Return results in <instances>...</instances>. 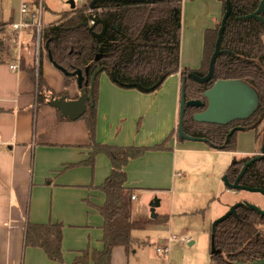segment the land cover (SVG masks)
I'll use <instances>...</instances> for the list:
<instances>
[{
    "label": "trees",
    "instance_id": "trees-1",
    "mask_svg": "<svg viewBox=\"0 0 264 264\" xmlns=\"http://www.w3.org/2000/svg\"><path fill=\"white\" fill-rule=\"evenodd\" d=\"M222 3L223 15L226 3L230 14L223 33L221 49L230 54L217 57L213 79L205 84L198 83L190 73L204 76L215 50L221 21L204 33L203 59L198 70L181 68V15L184 0H145L140 2L104 1L95 9L90 5L72 6L58 15L55 22L41 29L42 46L39 52L37 77L34 68H27L22 60V69L37 80V105L48 104L52 95L68 96L67 88L76 82L75 76H66V90L62 95L54 94L43 76V60L49 53L54 63L73 73L80 69L87 74L103 67L108 77L120 88L137 89L143 93H154L173 74L185 77L184 97L186 101L202 99L204 92L217 81L238 80L252 88L258 97V108L247 120L233 122L243 130H254L260 146L264 143V23L250 17L262 0H217ZM93 17V19L91 18ZM264 18V14H262ZM95 20H99L95 24ZM105 23L102 38L100 33ZM0 22V31L4 29ZM10 42V40H8ZM0 41V64L12 58V46ZM100 56L98 60L96 58ZM85 77V76H84ZM99 77L94 81L93 103L80 118L86 122L89 136V157L76 164L65 165L64 169L88 166L94 170L96 156L105 155L111 164V173L99 186L90 185L105 195V201L94 209L102 216V250L86 248L71 264H111L115 248L122 247L126 253L137 246L147 245L148 239L138 237L137 232L164 225L167 215L133 216L132 196L135 189L127 187L126 168L130 161L142 158L147 152L162 150L170 136L154 146H118L98 143L97 99ZM182 77V78H183ZM89 86V83H88ZM85 84L83 83V88ZM197 108L188 107L184 116V131L193 137L207 139L211 148L224 152H236L237 134L229 135V126L208 125L194 121ZM58 114L60 112L58 111ZM61 117V115H60ZM68 120L69 119H64ZM178 133L177 129L172 133ZM254 156L235 157L226 171V177L234 182L243 165ZM241 185L264 190V155L250 164L240 179ZM90 204V203H89ZM91 206V204H90ZM92 207V206H91ZM64 225L61 222L33 223L25 225L24 246L42 249L49 260L65 264L62 252ZM212 246L216 252H212ZM135 252V251H134ZM210 258L214 264L250 263L264 258V216L246 204L237 208L232 215L211 228Z\"/></svg>",
    "mask_w": 264,
    "mask_h": 264
},
{
    "label": "crops",
    "instance_id": "crops-1",
    "mask_svg": "<svg viewBox=\"0 0 264 264\" xmlns=\"http://www.w3.org/2000/svg\"><path fill=\"white\" fill-rule=\"evenodd\" d=\"M181 9V38L182 26L186 22L192 23L189 28L192 37L186 41L183 35L180 66L198 70L203 59L204 33L221 21L222 3L217 0H184ZM29 52L24 55L25 62L34 68L37 77L39 58L34 59L35 62L30 61ZM21 57L20 51L15 62L0 64V264H58L49 260L42 249L24 246L25 225L28 221L61 222L64 225V263L71 264L86 248H103L104 220L89 203L94 201L96 206H101L105 195L89 186L101 185L111 173V164L105 155L100 154L96 156L94 170L88 166L64 169L65 165L76 164L89 157L86 122L82 119L63 120L58 110L50 105L38 106L37 80L22 69ZM42 68L47 85L54 94L62 95L66 90L64 74L47 57L43 60ZM108 80L106 73L100 74L98 143L151 147L156 142H164L169 136L170 143L177 138L172 133L178 123L182 83L180 73L167 78L154 93L122 89L111 85ZM67 91L68 99H76L79 95L75 82L70 84ZM123 97L134 100L132 106L136 120H142L146 113L148 119L144 118V123L154 122L158 127L153 131H147L144 127L137 134L126 131V120L122 123ZM139 136H142L141 140ZM236 139V152H229L233 153V159L261 153L254 132H238ZM200 151L219 150L210 147L201 148ZM147 155L148 152L142 158L130 161L126 168L127 187L135 189V194L141 192L143 185L148 183L156 186L150 190L162 189V174L159 176L151 170H139L140 166L145 165L139 160L147 158ZM133 216L136 217L134 211ZM119 248L113 250L111 264H115L116 257L120 258Z\"/></svg>",
    "mask_w": 264,
    "mask_h": 264
},
{
    "label": "rangeland",
    "instance_id": "rangeland-1",
    "mask_svg": "<svg viewBox=\"0 0 264 264\" xmlns=\"http://www.w3.org/2000/svg\"><path fill=\"white\" fill-rule=\"evenodd\" d=\"M27 1L31 3L37 0ZM69 1L71 0H43L41 29L55 22L60 13L69 10L71 7L68 4ZM72 1L80 6L78 0ZM21 3L22 0H0V22L5 25L0 31V41L10 40L8 43L12 46V58L7 64L15 62L20 51L21 61L25 60L24 55L28 54L29 50L30 61L35 62L34 59L39 58L42 46L41 41L39 45L37 44L35 28H21L18 31L12 29V24L19 23L23 19L20 12ZM32 11L38 13L37 6L30 5V12ZM27 16H30V13ZM37 22H39L38 18L34 20V25ZM191 26L192 23L188 22L182 26V38L184 35L186 41H190L192 37L189 32ZM25 63L27 68L32 67ZM108 82L116 85L110 78ZM122 102L124 103L122 123L124 124L126 120L124 127L126 131L131 130L137 134L144 127L147 131H153L158 127V124L154 122L144 123V118L148 119L146 113L143 114L145 117L142 120L135 119L133 99L123 97ZM120 116H122L121 113ZM260 129L264 130V122ZM238 132L253 134L254 130ZM139 137L141 140L142 136ZM174 137L177 135L175 134ZM160 143L162 142H156L155 145ZM201 148H210V146L206 141L194 142L174 138L171 143L167 141L162 150L148 152V155H156L164 160L148 155L147 158L139 160L141 163L145 162L139 170H151L159 176L162 174L163 182L162 189L150 190L156 186L148 183L143 185L141 192L136 190L134 195H137V199L133 202L134 214L136 217L151 215L153 211L150 204L154 198H158L161 204L155 208V212L158 215H167L168 222L137 232L138 237L148 239V244L137 246L135 252L132 251L129 254L124 248H119L121 256L115 258V264H122V258L123 264H214L210 258L213 223L230 207L240 202L249 203L264 211V195L248 191H233L225 186L223 177L233 162V153L205 152L200 151ZM92 190L97 191L95 187ZM90 204L93 208L96 207L94 201ZM85 240L88 241L87 235ZM166 246L170 249L167 254L157 251L158 248L162 249Z\"/></svg>",
    "mask_w": 264,
    "mask_h": 264
},
{
    "label": "water",
    "instance_id": "water-1",
    "mask_svg": "<svg viewBox=\"0 0 264 264\" xmlns=\"http://www.w3.org/2000/svg\"><path fill=\"white\" fill-rule=\"evenodd\" d=\"M117 2H140L145 0H112ZM68 4L70 6L75 7L74 1H69ZM96 7V2H93L90 5L91 9H94ZM230 14V6L228 2L226 3V10L224 12V15L221 19V24L218 30V36L215 43V50L211 56L210 62H209V68L208 72L205 76H199L194 73H190L189 76L193 78L195 81L201 84H205L210 82L213 79L214 71H215V63L216 59L221 54H230V51L222 50L221 49V42L223 39V33L226 28L227 19ZM262 14H264V0L261 1V3L258 6V9L256 12L251 15L250 17L257 18L259 21L264 23V18L262 17ZM93 19V17H91ZM95 24L100 22L99 20L94 21ZM103 24V29L100 33L93 32V35L96 38H102L105 33V23ZM100 56L96 58L98 60ZM49 61L52 63V65L58 69L62 74L66 76H76V85L80 91V96L76 99H68L67 96L62 95L60 97H56L52 95L48 98V105L55 108L60 112L61 118L69 119L70 121H77L79 120L88 110L86 101L87 99L90 100V106L92 107L94 105L93 103V85L96 77L103 73V67H99L96 69L92 76H91V84L89 91H86L83 88V81L85 79L83 75V71L78 69L73 73L68 72L65 68L62 66L56 64L53 62L51 55L49 53ZM185 77L182 78L181 83V90H180V99H179V115H178V123H177V133H178V139H185L189 141H206L205 139L196 138L193 136H190L185 133L184 131V116L185 111L188 107L191 108H205L206 109L203 112L196 113L193 118L194 121L197 123L202 124H208V125H219V126H227L233 122L236 121H244L249 119L257 110L258 108V97L255 91L250 88L247 84L238 81V80H227V81H217L209 90L204 92L203 99H205V102L200 100H189L186 101L184 97V84H185ZM243 128L237 127L230 131L229 135L233 134V132L242 131ZM207 142V141H206ZM264 155V143L261 146V153L259 155L254 156L252 159L247 161L240 173L238 174L237 178L234 182H230L226 176L223 177V181L225 186L229 190L233 191H248L252 193H260L264 195V190L261 188H253L241 185L240 179L246 172L248 166L252 164L254 161L261 158V156ZM161 204L160 199L154 198L153 201L150 204V207L152 208V214L150 215L153 219L157 218V214L155 212V208L159 207ZM246 204L251 209L257 211L260 215L264 216V211L254 205H251L249 203L240 202L232 207L229 208V210L218 220H216L213 223V229L216 227V225L227 219L228 217L234 215L236 216L237 208L241 205ZM192 244V243H190ZM212 252L215 253V247L212 246ZM236 264H264V258L260 259L258 261L250 262V263H236Z\"/></svg>",
    "mask_w": 264,
    "mask_h": 264
},
{
    "label": "built area",
    "instance_id": "built-area-1",
    "mask_svg": "<svg viewBox=\"0 0 264 264\" xmlns=\"http://www.w3.org/2000/svg\"><path fill=\"white\" fill-rule=\"evenodd\" d=\"M104 1H109V0H78L80 6L83 5H91L93 2H96V6L100 2ZM75 4V3H74ZM30 5H35L38 8V13H35L34 11L30 12ZM42 5H43V0H37L34 2L29 3L27 0H22V3L20 5V12L21 15L23 16V19L19 23L12 24V29L14 31H18L21 28H35L36 31V40L37 44H40L41 41V18H42ZM75 6H78L75 4ZM30 13V16H27V14ZM39 19V22H37L36 25H34V20ZM16 69L17 67H13ZM133 200L137 199V195L132 196ZM169 246H166L162 249L158 248V252L167 254L169 251Z\"/></svg>",
    "mask_w": 264,
    "mask_h": 264
},
{
    "label": "flooded vegetation",
    "instance_id": "flooded-vegetation-1",
    "mask_svg": "<svg viewBox=\"0 0 264 264\" xmlns=\"http://www.w3.org/2000/svg\"><path fill=\"white\" fill-rule=\"evenodd\" d=\"M181 17H182V15H181ZM105 73V72H104ZM93 74V73H92ZM181 75V74H180ZM85 76V79H84V81H83V83L85 84V87L84 88H82V89H85L86 91H89V89H90V84H91V78H90V80H89V82H88V80H87V74L86 75H84ZM92 76V75H91ZM205 76V75H204ZM183 76H181V78H182ZM75 78L77 79V77L75 76ZM76 83V82H75ZM88 83H89V86H88ZM94 86V85H93ZM80 96V91H79V95L76 97V98H78ZM195 100H200V101H203V102H205V99H195ZM86 104H87V107H89L90 106V100L89 99H87V101H86ZM198 109V111L197 112H195V114L196 113H200V112H203L205 109H206V107L205 108H197ZM194 114V115H195ZM227 126H229V129H230V131L232 130V129H234V128H237V127H241V126H239V125H235V124H233V123H231V124H229V125H227ZM198 138H200V137H198ZM200 139H205V138H203V137H201ZM206 141H207V139H205ZM207 143H208V141H207ZM209 145V144H208Z\"/></svg>",
    "mask_w": 264,
    "mask_h": 264
}]
</instances>
